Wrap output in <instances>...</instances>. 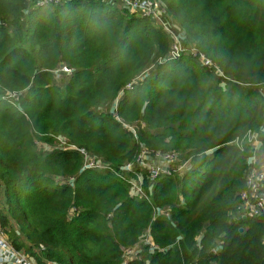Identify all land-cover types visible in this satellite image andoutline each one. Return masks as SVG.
<instances>
[{
	"label": "trees",
	"instance_id": "1",
	"mask_svg": "<svg viewBox=\"0 0 264 264\" xmlns=\"http://www.w3.org/2000/svg\"><path fill=\"white\" fill-rule=\"evenodd\" d=\"M158 1L196 55L119 2L0 0V223L37 264H122L148 228L126 264H264V219L232 218L252 155L232 142L264 122V0ZM142 145L190 168L133 195Z\"/></svg>",
	"mask_w": 264,
	"mask_h": 264
},
{
	"label": "built area",
	"instance_id": "2",
	"mask_svg": "<svg viewBox=\"0 0 264 264\" xmlns=\"http://www.w3.org/2000/svg\"><path fill=\"white\" fill-rule=\"evenodd\" d=\"M38 6L47 5L53 1H61V0H35ZM107 2H119L122 7L127 8L130 12L141 14L144 16H150L154 20V22L162 27L166 32L170 35L171 41V50L169 53V57L177 58L183 54H192L196 55L197 50L195 47L186 46L184 44L183 36L181 35V31L179 27L175 24H171L167 20V12L165 8L160 6L158 0H102ZM162 25V26H161ZM200 60L202 64L205 66L213 67L216 71H219L218 67L213 63V61L205 55L200 54ZM63 70L66 73H71V69L68 66H62L57 71ZM140 77L135 78L133 81L127 84L126 88L131 89L133 85L139 80ZM264 89V86L262 87ZM123 91L120 92V95ZM119 95V96H120ZM10 96L16 97L17 93H12ZM116 102V107L118 104V100ZM259 132H264V125H261L257 131H248L241 138H237L232 143L237 144L238 146H243L245 143L247 146L251 148L252 155L248 159L249 167L245 172V186L238 192V202L235 209L232 212V218L236 217H262L264 219V158L259 156V153L264 151V141L258 137ZM243 139H247L244 142ZM82 152L86 155V165L85 167L92 168H106L109 164L101 159H97L87 154L85 150ZM179 155L176 151L172 152H154L147 147L142 145L141 152L138 155L137 159L133 162H129L122 167V170L125 172H131L135 169H146L151 179H155L160 174H171L172 172H178L179 174H184L189 166L180 171V167L176 166L175 158ZM152 156L156 157H164L166 159L167 167L162 169L159 165L155 164L152 160ZM186 162V161H185ZM139 175L138 182L130 179V183L133 190V195L144 196V192L142 189V172ZM146 233L149 234V238L152 242V246L155 249L156 246L150 235V228L146 230ZM264 242V238H263ZM0 244L4 246L3 251H6L9 255V259L14 264H37L33 257H31L26 251L22 249L16 248L13 243L10 241L8 235L6 234L5 229L0 223ZM134 246L124 248L123 249V263L126 264L128 261L139 258L134 254ZM41 248H44L41 245ZM216 247L213 248V252H216ZM1 263V257H0ZM55 264V263H51Z\"/></svg>",
	"mask_w": 264,
	"mask_h": 264
},
{
	"label": "rangeland",
	"instance_id": "3",
	"mask_svg": "<svg viewBox=\"0 0 264 264\" xmlns=\"http://www.w3.org/2000/svg\"><path fill=\"white\" fill-rule=\"evenodd\" d=\"M32 0H26V2L27 3H30ZM160 3V2H159ZM160 6H161V3H160ZM162 7V6H161ZM162 8H164V7H162ZM168 17V16H167ZM168 20V19H167ZM169 21V20H168ZM171 21V20H170ZM169 21V22H170ZM162 26V25H161ZM163 27V26H162ZM183 40H184V44L187 46H191V47H195V45H193L192 43H187V41H185V39H184V37H183ZM66 72H64L63 70H61V71H56L55 72V74H56V78H57V80H59L60 82L63 80V79H65V77L63 76V74H65ZM264 90V89H263ZM115 107H116V102L113 104ZM262 125H264V122H263V124ZM260 128V127H259ZM258 128V129H259ZM257 129V130H258ZM257 130H255V131H257ZM258 137L259 138H261L263 141H264V132H259V135H258ZM244 140V142H246L247 141V139H243ZM61 142V144H65V141L64 140H61L60 141ZM41 148H42V146H41ZM47 148H49L48 146H47ZM50 149H52V148H50ZM212 152H208V154H211ZM252 154V153H251ZM259 156L260 157H263L264 158V151H262L261 153H259ZM152 160H153V162L155 163V164H157V165H159L162 169H165L166 167H167V165H166V159L164 158V157H156V156H152ZM186 161V162H185ZM176 166H178V167H180V171L182 172L183 170H185L188 166H189V164H191V161L190 160H185L184 158H183V155H178L176 158H175V163H174ZM145 170L146 169H143L142 171H140V169L137 171V172H135V178L136 179H133V181H135V182H138V180H139V175L138 174H140L141 172H142V174H143V172H145ZM59 179L61 178V177H58ZM142 179V178H141ZM67 180V178H65V179H61V181L63 182V181H66ZM0 199L2 200V201H0V207H3L4 206V198H2V196H0ZM72 214V213H71ZM202 234L200 233L199 234V238H200V236H201ZM134 249V254H136V256H138L139 257V259H144V258H146V257H148V254H149V252H151V251H153L154 250V248H153V246H152V242H151V240H150V238H149V234L148 233H144V235L141 237V239H140V241L136 244V247H134L133 248ZM54 262H56V263H59V264H62V263H60L59 261H54Z\"/></svg>",
	"mask_w": 264,
	"mask_h": 264
},
{
	"label": "crops",
	"instance_id": "4",
	"mask_svg": "<svg viewBox=\"0 0 264 264\" xmlns=\"http://www.w3.org/2000/svg\"><path fill=\"white\" fill-rule=\"evenodd\" d=\"M0 196H2L0 194ZM0 201H2L0 199ZM4 249V246L2 244H0V257H1V263L0 264H14L10 259H9V255L6 251H3ZM45 264H51V263H55V264H59V263H56L54 261H47L45 260Z\"/></svg>",
	"mask_w": 264,
	"mask_h": 264
},
{
	"label": "water",
	"instance_id": "5",
	"mask_svg": "<svg viewBox=\"0 0 264 264\" xmlns=\"http://www.w3.org/2000/svg\"><path fill=\"white\" fill-rule=\"evenodd\" d=\"M241 230H243V228H241Z\"/></svg>",
	"mask_w": 264,
	"mask_h": 264
}]
</instances>
